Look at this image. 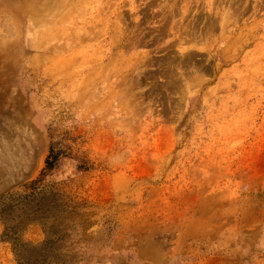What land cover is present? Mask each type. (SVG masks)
Here are the masks:
<instances>
[{
  "label": "rangeland",
  "instance_id": "1",
  "mask_svg": "<svg viewBox=\"0 0 264 264\" xmlns=\"http://www.w3.org/2000/svg\"><path fill=\"white\" fill-rule=\"evenodd\" d=\"M63 23L20 31L1 80L0 264H264V0H79Z\"/></svg>",
  "mask_w": 264,
  "mask_h": 264
},
{
  "label": "bare ground",
  "instance_id": "2",
  "mask_svg": "<svg viewBox=\"0 0 264 264\" xmlns=\"http://www.w3.org/2000/svg\"><path fill=\"white\" fill-rule=\"evenodd\" d=\"M78 1L0 0V84L18 56V33L26 30L31 36H35L36 41L48 39L54 30L64 33L67 25H64L63 20L72 12L75 2ZM12 38L14 39L10 41ZM67 62L68 59L62 63L58 61L53 70H62L61 66H68ZM4 98L5 95L0 94V163L10 169L15 166V161L20 159L21 139L16 140L15 134L11 132L17 130L14 114L1 110Z\"/></svg>",
  "mask_w": 264,
  "mask_h": 264
}]
</instances>
